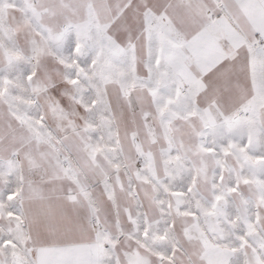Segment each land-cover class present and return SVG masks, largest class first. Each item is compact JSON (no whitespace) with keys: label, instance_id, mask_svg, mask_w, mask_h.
I'll return each mask as SVG.
<instances>
[{"label":"snow or ice","instance_id":"1","mask_svg":"<svg viewBox=\"0 0 264 264\" xmlns=\"http://www.w3.org/2000/svg\"><path fill=\"white\" fill-rule=\"evenodd\" d=\"M0 264H264V0H0Z\"/></svg>","mask_w":264,"mask_h":264}]
</instances>
